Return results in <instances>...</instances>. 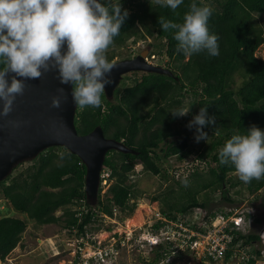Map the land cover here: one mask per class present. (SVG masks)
Masks as SVG:
<instances>
[{
	"label": "trees",
	"instance_id": "obj_1",
	"mask_svg": "<svg viewBox=\"0 0 264 264\" xmlns=\"http://www.w3.org/2000/svg\"><path fill=\"white\" fill-rule=\"evenodd\" d=\"M191 2L184 0L173 13L167 7L151 6L150 0H122L123 9H127V5L131 9L120 34L106 52L107 58L112 62L120 49L153 37L158 41L155 48L159 59L167 60L163 67L172 71L177 79L132 72L116 89L112 100L104 93L99 108H77L75 126L79 135H87L100 127L106 138L136 151L135 154L107 152L104 171H111L112 184L103 200L98 196L95 205L89 204L86 197L85 165L63 147L49 148L14 168L0 183L1 193L4 200L27 219L0 216L1 261L20 243L28 220L39 226L61 225L84 238L88 228L101 224L104 216L115 218L114 209L131 216L137 209V199L144 194L135 183H130L135 166H142L145 172L160 177L165 184L163 189H157L153 198L154 202L160 201L165 206L161 215L175 221L184 219L199 232H206L204 225L219 214L226 217L233 213L231 207L218 213L209 212L201 220L188 218L195 211L206 210L212 195L228 205L264 203V177L245 183L231 165L221 164L219 158L220 149L232 135L243 134L252 125L264 129V59L258 56L264 44V0H202L213 9L208 26L210 32L219 37L216 57L206 52L192 55L178 52L172 31L165 32L158 25L159 16L182 23ZM129 42L131 46L127 45ZM131 49L126 52L130 53ZM180 107L192 109L187 116L173 118L170 111ZM201 107H207L208 115L215 116L216 122L203 128L207 142L201 140L193 144L186 134L187 129L182 132L177 125L181 120L182 124L188 123ZM172 159L177 165L163 168ZM191 161L194 163L186 168L187 175L179 174V168ZM173 167L176 168L174 174H170ZM191 180L194 185L185 183ZM167 191L171 195L168 196ZM201 193L206 197L202 202L198 200ZM69 205L77 207L72 215H55L57 210ZM245 216L247 220L253 217ZM255 219L262 227L264 220ZM164 225L157 222L148 227L155 230ZM226 232L233 237V243L224 262L244 255L245 264H256L261 252L252 244L261 238L237 231L233 224H229ZM153 249L156 257L150 264H159L173 255L168 243Z\"/></svg>",
	"mask_w": 264,
	"mask_h": 264
},
{
	"label": "clouds",
	"instance_id": "obj_2",
	"mask_svg": "<svg viewBox=\"0 0 264 264\" xmlns=\"http://www.w3.org/2000/svg\"><path fill=\"white\" fill-rule=\"evenodd\" d=\"M183 3L184 0H150L151 6L167 7L173 13ZM212 14L213 9L202 0L199 4L192 0L182 23L159 16L158 25L165 32L172 31L178 52L185 55L206 52L208 56L216 57L219 55V37L211 33L208 26ZM128 16L129 11L123 9L122 0H0V65H3L0 68L3 111L0 114L7 116L12 111L27 80L40 78L52 70L57 71L62 84L73 85L72 98L76 108H99L114 68L106 52ZM65 45L66 49L62 51ZM155 56L158 60L153 66L163 67L167 60L163 59L165 63H161V58L156 53ZM9 74H13L10 82ZM58 92L61 95L53 96L51 101V107L55 109L61 107L64 89L60 88ZM191 109L180 107L170 113L173 118L184 117ZM215 122L216 117L208 115V108L201 107L186 127L195 129L197 143L207 142L203 128ZM219 158L221 164L234 168L241 181L248 183L261 179L264 177V129L252 125L243 134L232 135L220 149ZM105 173L109 174L107 184H112V180L109 181L111 171L103 168L99 188ZM193 214L195 212L188 218L201 220L205 216L193 218ZM157 222L165 225L150 229L143 235V243L152 248L168 243L173 255H182L174 252L173 244L165 240L164 232L170 230V222L188 226L189 223L184 219H168L161 211L149 226Z\"/></svg>",
	"mask_w": 264,
	"mask_h": 264
},
{
	"label": "rangeland",
	"instance_id": "obj_3",
	"mask_svg": "<svg viewBox=\"0 0 264 264\" xmlns=\"http://www.w3.org/2000/svg\"><path fill=\"white\" fill-rule=\"evenodd\" d=\"M127 10L131 9L130 5L126 6ZM153 41V40H152ZM154 42V41H153ZM142 45V43H139ZM137 44L136 47L139 45ZM127 45L131 46L129 42ZM135 47V46H133ZM127 49H120L118 51L115 61L121 60L127 55ZM258 56L264 59V44L258 51ZM123 57V58H122ZM161 63H165L163 59ZM188 123L182 124V120L177 127L183 132L184 128L186 134L189 135L191 142L196 144L194 134L195 129L186 127ZM194 161L180 167L179 174L187 175L186 168L192 165ZM177 165L176 160L172 159L163 165V168H169L170 165ZM179 164V163H178ZM175 167L171 168L170 174H174ZM207 170V168H206ZM134 174L130 176L131 184L135 183L136 187L144 191L141 198L137 199V209L131 216L114 211L115 218L108 216L103 217L101 224H96L88 228L86 236L77 237L74 231H68L61 225H45L39 226L34 221L28 220L27 228L22 234L21 241L18 246L6 257L5 261L0 260V264H150L156 257V252L152 247L143 243L142 237L144 234L150 232L149 225L153 224L157 214L165 206L160 201H155L153 198L158 190L164 188L160 177H155L143 170L142 166H137L134 169ZM169 174V173H168ZM169 174L168 179H172ZM182 176V175H181ZM186 184H193V180ZM110 183H103L99 188L98 196L103 200L110 188ZM194 185V184H193ZM194 187V186H193ZM178 190V187H174ZM158 189V190H157ZM174 189V190H175ZM178 192V191H177ZM175 192L174 194H176ZM204 193V192H203ZM201 193L198 200L202 202L206 199L205 195ZM168 196L171 195L168 191ZM187 197V196H186ZM170 198V197H169ZM0 216L1 217H19L27 219L26 215L17 213L10 204L4 200L0 189ZM233 208L239 215L246 219V214L253 217L249 218L246 229L247 233L258 235L261 239L252 244L257 250L261 252V258L257 260L256 264H264V226L255 222V218L264 220V203H238L237 205H228L225 202L219 201L218 196L212 195L208 201L206 210L195 211L193 218L203 217L209 212L218 213L219 210ZM77 207L69 205L61 208L55 212L57 217H63L65 213L71 215ZM123 218V220H121ZM117 235V237H115ZM172 255L159 264H199V261L193 259L190 253H182V255ZM212 264H245L240 258L232 259L228 263L224 260L217 261Z\"/></svg>",
	"mask_w": 264,
	"mask_h": 264
},
{
	"label": "water",
	"instance_id": "obj_4",
	"mask_svg": "<svg viewBox=\"0 0 264 264\" xmlns=\"http://www.w3.org/2000/svg\"><path fill=\"white\" fill-rule=\"evenodd\" d=\"M65 49L66 45L62 51ZM113 64L111 83L105 87V96L109 100L123 76L129 73H156L175 78L172 71L149 65L144 55ZM60 88L64 89L62 104L55 109L51 107V101L53 96L61 95L58 92ZM72 90L73 85L62 84L57 78V71L52 70L40 78L27 80L23 94L17 95L12 105V111L7 116L0 114V183L19 164L35 159L49 148L63 147L78 156L85 165L84 189L89 204L95 205L107 152L136 153L122 142L106 138L100 127L87 135H79L75 126L77 108ZM2 111L3 101H0V113Z\"/></svg>",
	"mask_w": 264,
	"mask_h": 264
},
{
	"label": "built area",
	"instance_id": "obj_5",
	"mask_svg": "<svg viewBox=\"0 0 264 264\" xmlns=\"http://www.w3.org/2000/svg\"><path fill=\"white\" fill-rule=\"evenodd\" d=\"M108 177L109 174L105 173L103 176L104 184L107 183ZM244 223L247 226L249 222L234 210L232 214L226 217L219 214L210 223L204 225L203 229H206V232L196 231L190 225L182 222H170V230L164 232L166 234L165 240L173 244L175 253L187 252L193 255V259L198 260L199 264H212L223 260L233 243V237L226 232L229 224H233L237 231L242 230L247 233ZM233 253L235 254L236 250ZM239 258L243 260L244 255Z\"/></svg>",
	"mask_w": 264,
	"mask_h": 264
},
{
	"label": "flooded vegetation",
	"instance_id": "obj_6",
	"mask_svg": "<svg viewBox=\"0 0 264 264\" xmlns=\"http://www.w3.org/2000/svg\"><path fill=\"white\" fill-rule=\"evenodd\" d=\"M152 40H153V37H149V36L146 38V40H139L137 42V44L142 43V45L139 44L136 47V45H137L136 44L135 47L129 51L130 53H127L126 57H124V58L122 57L123 59H121V60L134 59L135 57H137L139 55H144L145 62H147L149 65H156V62L158 60V57L155 56V53H156V48H155L156 47V42H155V40H153L154 42ZM118 61H120V60L115 61V59H114L112 61V63H115V62H118ZM138 73H140V72H138ZM127 75L123 76V78H122V80H121V82H120V84L118 85L117 88L120 87V85L122 84L123 80L125 79V77ZM116 89H115V91H116ZM115 91H114V93H115Z\"/></svg>",
	"mask_w": 264,
	"mask_h": 264
}]
</instances>
